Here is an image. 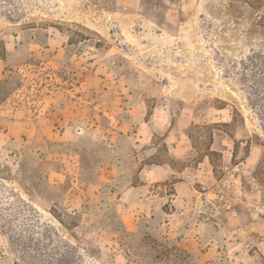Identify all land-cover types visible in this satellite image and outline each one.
I'll use <instances>...</instances> for the list:
<instances>
[{
  "label": "rangeland",
  "instance_id": "374dc122",
  "mask_svg": "<svg viewBox=\"0 0 264 264\" xmlns=\"http://www.w3.org/2000/svg\"><path fill=\"white\" fill-rule=\"evenodd\" d=\"M186 185L226 226L205 257L157 213ZM261 254L264 0H0V264Z\"/></svg>",
  "mask_w": 264,
  "mask_h": 264
},
{
  "label": "crops",
  "instance_id": "0c3cea01",
  "mask_svg": "<svg viewBox=\"0 0 264 264\" xmlns=\"http://www.w3.org/2000/svg\"><path fill=\"white\" fill-rule=\"evenodd\" d=\"M142 187L145 188L146 186ZM135 189L131 188V190L126 192V195L127 193L131 195ZM207 194L206 191H198L189 185L183 188L175 187L172 194L165 196L171 198L170 207L172 209L170 213L166 214L163 210V198H161V205L157 208V213L163 215L160 224L163 233L169 235L167 239H170L173 244L181 246L190 253H194L195 257H198V255L205 257L207 254L202 253L200 247L209 245L214 239L222 240V235L224 237V230L226 229L225 224L215 227L213 222L205 221L198 215L195 207L200 197ZM227 214L225 212L223 215ZM165 216L167 218H164ZM123 224L126 230H132L131 223L123 221ZM228 233H230L228 236L231 238L237 232L232 229Z\"/></svg>",
  "mask_w": 264,
  "mask_h": 264
},
{
  "label": "built area",
  "instance_id": "2783aa9c",
  "mask_svg": "<svg viewBox=\"0 0 264 264\" xmlns=\"http://www.w3.org/2000/svg\"><path fill=\"white\" fill-rule=\"evenodd\" d=\"M230 207H227V209H229ZM232 212V211H231ZM197 213L198 215H208L211 217H216L219 212L217 210H215V206L213 204H211V202H209V200L205 199L204 202L199 206V208L197 209ZM233 216H236L235 212L231 213ZM219 219V218H218ZM221 220H218V223ZM215 242L217 245L220 244L216 239L213 240L211 243ZM243 247L245 249H247L245 256L250 257V258H258L259 257V247L257 246V243L254 241H249L246 242ZM249 252L252 253V255H249ZM262 257H264L263 254H261ZM219 257L223 258L224 260L229 261V256L227 255V253L222 252V250H219ZM239 258L242 259V257H244L243 255H238Z\"/></svg>",
  "mask_w": 264,
  "mask_h": 264
}]
</instances>
